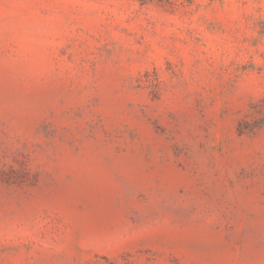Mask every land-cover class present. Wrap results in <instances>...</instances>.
Masks as SVG:
<instances>
[{"label": "rangeland", "instance_id": "374dc122", "mask_svg": "<svg viewBox=\"0 0 264 264\" xmlns=\"http://www.w3.org/2000/svg\"><path fill=\"white\" fill-rule=\"evenodd\" d=\"M0 264H264V0H0Z\"/></svg>", "mask_w": 264, "mask_h": 264}]
</instances>
